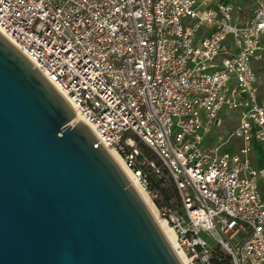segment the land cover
<instances>
[{
    "label": "built area",
    "instance_id": "built-area-1",
    "mask_svg": "<svg viewBox=\"0 0 264 264\" xmlns=\"http://www.w3.org/2000/svg\"><path fill=\"white\" fill-rule=\"evenodd\" d=\"M0 31L153 203L146 168L162 173L137 141L155 153L175 207L154 205L192 264H264V0L246 17L235 0H0Z\"/></svg>",
    "mask_w": 264,
    "mask_h": 264
},
{
    "label": "water",
    "instance_id": "water-1",
    "mask_svg": "<svg viewBox=\"0 0 264 264\" xmlns=\"http://www.w3.org/2000/svg\"><path fill=\"white\" fill-rule=\"evenodd\" d=\"M0 33V264H182L107 149Z\"/></svg>",
    "mask_w": 264,
    "mask_h": 264
},
{
    "label": "bare ground",
    "instance_id": "bare-ground-1",
    "mask_svg": "<svg viewBox=\"0 0 264 264\" xmlns=\"http://www.w3.org/2000/svg\"><path fill=\"white\" fill-rule=\"evenodd\" d=\"M1 33V31H0ZM57 89V88H56ZM58 90V89H57ZM58 92L64 97V95L58 90ZM65 98V97H64ZM85 124H87L85 122ZM89 128L93 131L92 127L87 124ZM110 156L114 159L117 165L121 168L123 173L126 175L128 180L131 182L137 193L140 195L147 208L151 212L152 216L166 235L169 240L171 246L173 247L178 259L182 264H192L183 254V252L178 248L176 243V235L173 228L169 225V223L162 217L158 215V211L149 195V192L144 188L141 184L137 175L125 164L122 156L117 152V150L113 147H105Z\"/></svg>",
    "mask_w": 264,
    "mask_h": 264
},
{
    "label": "trees",
    "instance_id": "trees-1",
    "mask_svg": "<svg viewBox=\"0 0 264 264\" xmlns=\"http://www.w3.org/2000/svg\"><path fill=\"white\" fill-rule=\"evenodd\" d=\"M137 147L142 155H144L149 161L154 162V164L160 168L162 173L161 177H158L150 168H146L149 179L148 189L157 194L154 203L158 208L163 205L175 207V191L169 181L166 168L161 164L155 153L143 142L137 141Z\"/></svg>",
    "mask_w": 264,
    "mask_h": 264
},
{
    "label": "rangeland",
    "instance_id": "rangeland-1",
    "mask_svg": "<svg viewBox=\"0 0 264 264\" xmlns=\"http://www.w3.org/2000/svg\"><path fill=\"white\" fill-rule=\"evenodd\" d=\"M243 5H245V6L247 5V6L251 7L252 6V2L245 1V3ZM253 70H254V72H255V74L257 76V84L259 86V90L261 89L262 92H263L264 91V64H262L260 62H253ZM236 114H237L236 112L227 110L225 108L221 109L220 112H219V116H221L223 118L235 117ZM235 125H236V121L235 120H230V122L228 121L224 126H221L220 129H222V130H230V129L234 128ZM223 149L228 151V152H232L234 150L232 145H225V146H223ZM260 156L261 155L257 154L258 158ZM254 165L257 166V167H260V166L263 165V161H261L260 158H259V161L257 163L255 162ZM149 195L151 197L150 193H149ZM207 242L210 245H214V243H215L211 238H207Z\"/></svg>",
    "mask_w": 264,
    "mask_h": 264
},
{
    "label": "crops",
    "instance_id": "crops-1",
    "mask_svg": "<svg viewBox=\"0 0 264 264\" xmlns=\"http://www.w3.org/2000/svg\"><path fill=\"white\" fill-rule=\"evenodd\" d=\"M245 1H250L252 2V6H245L243 5L245 3ZM236 3V8H237V13H239L241 16L246 17V16H250L252 13V9H253V5H254V0H235ZM262 64H264V59L261 61H258ZM259 87V86H258ZM260 95L261 97L264 99V91L262 92V90L260 89Z\"/></svg>",
    "mask_w": 264,
    "mask_h": 264
}]
</instances>
